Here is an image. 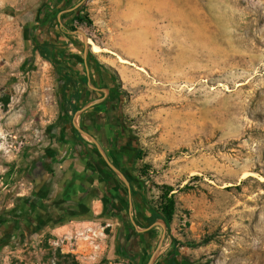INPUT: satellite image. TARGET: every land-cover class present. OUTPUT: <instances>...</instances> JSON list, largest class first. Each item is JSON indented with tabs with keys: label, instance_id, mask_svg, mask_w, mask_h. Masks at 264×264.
<instances>
[{
	"label": "rangeland",
	"instance_id": "1",
	"mask_svg": "<svg viewBox=\"0 0 264 264\" xmlns=\"http://www.w3.org/2000/svg\"><path fill=\"white\" fill-rule=\"evenodd\" d=\"M79 1L76 28L44 33L45 21L37 38L82 30L105 50L98 57L127 90L146 199L176 202L163 252L176 245L184 264H264V0ZM50 3L0 0V264H128L105 217L84 227L98 237L86 230L96 241L81 242V261L48 260L31 239L13 245L10 204L28 178L16 171L59 135L57 76L32 36Z\"/></svg>",
	"mask_w": 264,
	"mask_h": 264
},
{
	"label": "flooded vegetation",
	"instance_id": "2",
	"mask_svg": "<svg viewBox=\"0 0 264 264\" xmlns=\"http://www.w3.org/2000/svg\"><path fill=\"white\" fill-rule=\"evenodd\" d=\"M82 7L79 0H51L40 10L41 22L34 27L40 29L46 21L44 33L59 28L67 34L68 29L77 27ZM67 38L43 39L36 45L41 56L52 65L58 80L59 135L52 139L61 155L56 158L57 154L52 156V152L44 150L35 154L34 162L29 161V168H25L27 175L19 169L16 171L17 176L20 173L28 178L22 179L23 192L11 201L13 245L17 247L25 239H31L33 248L42 246L47 252L48 260L53 257L59 260L60 255L68 254L81 261L77 234L59 238L53 235L52 239V233L58 232L66 221L62 218L53 224L56 229L53 225L50 228L46 214L49 201L46 186L59 181L52 166L65 162L67 170L75 172L76 183L95 186V197L105 205L106 211L87 219L97 221L105 217L106 229L111 232L117 226V242L121 241L118 256L128 264H172L173 248L162 250L170 224L167 219L156 217L157 211L146 199L143 179L134 171L139 143L128 121L127 90L120 87L114 70L84 39H74L70 34ZM159 222H164L166 227ZM160 227L162 238L156 233ZM51 230L54 232L49 233ZM52 240L58 249L52 248ZM158 250L159 255L153 259Z\"/></svg>",
	"mask_w": 264,
	"mask_h": 264
},
{
	"label": "crops",
	"instance_id": "3",
	"mask_svg": "<svg viewBox=\"0 0 264 264\" xmlns=\"http://www.w3.org/2000/svg\"><path fill=\"white\" fill-rule=\"evenodd\" d=\"M46 150L52 152V156L57 154L56 158L61 155V150L57 149L56 144H51ZM52 167L58 174L59 181L46 186V194L49 193L46 214L50 221V228L55 227L56 229V226H54L56 221L64 218L66 222L58 228V232L71 237L76 232L83 231L84 227L89 225L92 219L87 218L100 214L101 211H98L99 204L103 205V203L95 197V193H97L95 186L89 183L81 186L73 180L75 172L68 171L65 162ZM10 207H12V204H10ZM80 252L83 253V250H80ZM90 253H92V250L88 251L85 256Z\"/></svg>",
	"mask_w": 264,
	"mask_h": 264
},
{
	"label": "trees",
	"instance_id": "4",
	"mask_svg": "<svg viewBox=\"0 0 264 264\" xmlns=\"http://www.w3.org/2000/svg\"><path fill=\"white\" fill-rule=\"evenodd\" d=\"M78 20H79V22L82 21V19H80V17H78ZM38 31H39V26L34 27L32 30L33 41L36 45L39 43V39H37V35H36L38 33ZM33 33H34V35H33ZM152 207L158 213V215L156 217L167 219L169 224L173 220L174 215L176 213V209H177L176 208V202L173 199V197L169 198L168 195H166V194L161 197L158 205H156V206L152 205ZM170 254H172V253H170ZM172 264H184L181 252H180L179 248L176 247V245L173 246Z\"/></svg>",
	"mask_w": 264,
	"mask_h": 264
},
{
	"label": "built area",
	"instance_id": "5",
	"mask_svg": "<svg viewBox=\"0 0 264 264\" xmlns=\"http://www.w3.org/2000/svg\"><path fill=\"white\" fill-rule=\"evenodd\" d=\"M85 230V231H84ZM86 230H88V232H90L91 234L97 236V233L96 231L93 229V228H88V229H83V231H79L78 233L76 232L75 236H77V240L79 241V247H80V250H82V241L83 240H89V243L92 244L94 243L95 244V241H96V238H91L90 235L88 234V232H86ZM98 237V236H97ZM93 252V251H92ZM93 254V253H91ZM84 254L81 253V256H83ZM93 258V257H92Z\"/></svg>",
	"mask_w": 264,
	"mask_h": 264
},
{
	"label": "bare ground",
	"instance_id": "6",
	"mask_svg": "<svg viewBox=\"0 0 264 264\" xmlns=\"http://www.w3.org/2000/svg\"><path fill=\"white\" fill-rule=\"evenodd\" d=\"M161 32H162V31H161ZM89 42H91V44L93 45V49H94V51H95L97 54L101 55L102 53L105 52V50H103V48H101L100 46H98L96 43H94V42H92V41H89ZM121 60H122V62L125 63V64H128V63H129L127 60H124V59H121ZM142 71L145 72L144 69H142Z\"/></svg>",
	"mask_w": 264,
	"mask_h": 264
},
{
	"label": "water",
	"instance_id": "7",
	"mask_svg": "<svg viewBox=\"0 0 264 264\" xmlns=\"http://www.w3.org/2000/svg\"><path fill=\"white\" fill-rule=\"evenodd\" d=\"M79 32L83 35V39H84V42L86 43V45H88L90 39L87 37L86 33H85L84 31H82V30H79ZM161 223H162V225H163L164 227H166V225H165L164 222H161ZM158 255H159V250L155 253L153 259H156V257H157Z\"/></svg>",
	"mask_w": 264,
	"mask_h": 264
}]
</instances>
